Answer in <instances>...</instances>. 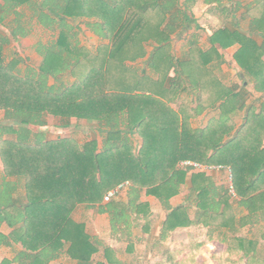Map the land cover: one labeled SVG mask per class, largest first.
I'll use <instances>...</instances> for the list:
<instances>
[{
    "label": "trees",
    "instance_id": "trees-1",
    "mask_svg": "<svg viewBox=\"0 0 264 264\" xmlns=\"http://www.w3.org/2000/svg\"><path fill=\"white\" fill-rule=\"evenodd\" d=\"M171 7L168 0H65L58 11L63 17L78 15L76 9L97 16L95 29L109 42L96 56L69 44L71 54L80 56L73 63L48 50L37 71H22L21 57L6 59L3 50L10 39L0 34V111L18 124L0 125L2 176L19 182L0 181V246H18L14 258L1 263L48 264L64 253L80 264H92L98 242L84 223L72 218V210L78 204L97 206L99 212L108 213L112 231L121 227L126 231L134 215L144 225L150 222V205L140 201L142 191L168 210L162 224L166 231L194 222L234 232L236 224L252 223L257 215L264 219V0L244 8L248 31L240 29L239 22L217 29L210 36V48L194 47L190 62H176L177 67L170 53V31L178 25L177 17L172 21L167 17ZM185 20L184 28L189 22L186 16ZM59 25L61 45L68 41V29L63 22ZM150 40L156 44L149 58L155 79L127 64L145 55V43ZM234 44L238 48L233 58L244 77L239 90L223 84L206 66L212 53L220 58L217 47ZM81 51L86 58L94 56L97 63L83 64ZM58 56L62 59L56 69ZM67 70L73 81L48 84L55 72ZM246 78L263 99L258 106L255 101L246 103ZM188 82L199 93L196 112L210 106L221 111L202 129L189 127L187 118H180L166 101L186 89ZM236 111H243L237 128L232 117ZM48 117L63 126L70 118L104 122L102 146L95 138L50 139L33 129L44 126ZM183 159L230 165L237 204L247 213L236 218L231 201L236 198L211 176L194 172L187 179L188 169L178 165ZM126 180L130 183L126 202L102 203L109 189ZM187 183L185 203L172 207L170 199ZM193 206L192 219L189 209ZM259 238L264 239V230ZM257 245L254 238L232 237L228 249L243 250L252 264H264Z\"/></svg>",
    "mask_w": 264,
    "mask_h": 264
},
{
    "label": "crops",
    "instance_id": "crops-1",
    "mask_svg": "<svg viewBox=\"0 0 264 264\" xmlns=\"http://www.w3.org/2000/svg\"><path fill=\"white\" fill-rule=\"evenodd\" d=\"M250 0H168L172 3V7L167 13V17L172 21L176 18L178 25L170 31V53L176 62H190V54L194 47L206 50L211 47L210 36L219 28L231 27L239 22V28L243 31H248L249 18H242L244 8L254 2ZM65 0H0V34L8 37L10 41L4 46V54L8 58L18 56L23 59L19 64L22 71L32 69L37 71L43 60L42 56L46 51L60 53L67 63H73L79 55L71 54L69 44L78 45L82 49H86L89 53L96 56L102 45L108 44L109 40L96 31L94 23L100 19L95 15H88L78 10V15H70L63 17L60 11ZM97 4V3H94ZM88 12L87 9H85ZM59 13L60 15H58ZM189 21L187 27L185 16ZM41 21L48 22L43 24ZM63 22L68 29L66 37L68 41H63V44H58L60 33L59 23ZM91 23V25L88 24ZM196 45V46H195ZM22 47V48H21ZM156 47L155 42L147 41L145 43V55L127 61V64L136 68L139 73L145 72L152 78H157L153 66L149 63L150 55ZM217 47V46H216ZM220 58H217L215 53H212L211 60L206 64L208 69L218 77L225 85L232 86L239 90L243 85V75L240 67L233 58L237 44L226 47L225 49L217 47ZM83 51V50H82ZM81 51V53H82ZM26 54V55H25ZM83 62L97 63V59L93 57L86 58L82 53ZM62 57H57V67L60 66ZM238 75V80L237 79ZM174 72L170 70L169 77H173ZM178 77V75L176 74ZM177 79V78H176ZM246 89L248 91L246 103L254 102L258 106L263 99L261 95L251 93L249 89L253 88V83L245 79ZM73 81L70 71L55 72L54 78H49V85H60V83H68ZM178 81V79H177ZM184 82V80H183ZM186 89L177 92L170 99L169 106L172 107L179 117L187 118L189 127L198 130L207 126L212 117L221 116V111L217 106H210L199 112V93L196 88L189 82L185 83ZM218 104V102H217ZM193 109V111L191 110ZM188 110V111H186ZM243 111H236L232 117H235V127L237 128L242 122ZM2 120L1 124L18 125L16 121H10L4 118V112L0 111ZM6 120V121H5ZM8 121V122H7ZM55 121V122H54ZM53 122V123H52ZM81 122V123H78ZM85 127V140L97 139L99 147L102 146L105 138L104 122L88 119L70 118L68 124L63 126L61 121L53 117H48L47 123L44 126L33 127L34 130L43 132L47 138L56 139L58 137H66L72 130L77 129L78 125ZM51 132L49 131V129ZM56 130V131H54ZM90 132L93 137L90 136ZM57 133V135H52ZM136 138V134L134 135ZM137 144V141L135 140ZM195 171L188 170L187 176L189 179L191 173ZM212 177L215 184L223 189L225 178L223 172L204 173ZM0 181L6 184L19 182L13 177L3 178L2 162L0 159ZM188 183L182 188L181 192L170 199V205L177 207L184 204L188 194ZM17 186V185H16ZM19 193L22 192L21 185L17 187ZM129 189V188H128ZM128 189L121 192L113 200L126 202L128 197ZM17 193V191H15ZM18 193V194H19ZM140 201H147L150 205L151 215L149 224L144 225V220L135 215L132 218V224L126 231L121 227L118 232L111 229L110 218L107 212H99L97 206L88 207L84 204H78L71 212L72 218L76 222L84 223L87 233L98 242V249L92 256V264H190L195 262V257H211L216 256L217 245H223L226 256V261L229 264H235V258L246 260L247 264H252L249 261V256H246L243 250L228 249L229 240L232 237H244L246 239H255L257 241L258 255L264 257L263 245L264 239H260L259 235L264 230V219L257 215L253 218L252 223H247L242 226L236 224L235 231L232 232L227 228H216L214 226H203L201 223H192L186 227H178L172 231H166L162 228L163 221L168 213V210L154 196L147 195L144 191L140 194ZM234 206L236 218H240L247 213L245 208L239 207L237 204L238 198L231 200ZM106 203V202H102ZM196 213V208L193 206L189 209V214L193 219ZM261 225V231L257 235L249 233V229L254 225ZM247 228V230H245ZM4 232L8 231L6 226H2ZM204 231L208 240L200 241V231ZM217 237V240L214 239ZM203 242V243H201ZM18 248V246H16ZM16 247L0 246V264L3 259H13ZM193 247V249L191 248ZM193 252V253H192ZM200 255L197 256L196 253ZM195 255V256H194ZM221 256V255H220ZM223 256V254H222ZM229 256V257H228ZM165 260V262H164ZM167 261V262H166ZM15 264V263H13ZM48 264H80L77 260L67 257L64 253L58 257H54ZM256 264H258L256 262ZM259 264H262L260 261Z\"/></svg>",
    "mask_w": 264,
    "mask_h": 264
},
{
    "label": "built area",
    "instance_id": "built-area-1",
    "mask_svg": "<svg viewBox=\"0 0 264 264\" xmlns=\"http://www.w3.org/2000/svg\"><path fill=\"white\" fill-rule=\"evenodd\" d=\"M179 167L188 169L195 172L201 173H213V172H223L225 178L226 190L232 198H236V192L232 184V169L228 164H211L202 163L192 159H183L178 163ZM130 186L129 181H123L113 188L109 189L103 196V201L108 202L113 198L117 197L121 192L128 189Z\"/></svg>",
    "mask_w": 264,
    "mask_h": 264
},
{
    "label": "rangeland",
    "instance_id": "rangeland-1",
    "mask_svg": "<svg viewBox=\"0 0 264 264\" xmlns=\"http://www.w3.org/2000/svg\"><path fill=\"white\" fill-rule=\"evenodd\" d=\"M250 1H253V0H250ZM22 48V47H21ZM8 55V52H7V54H6V56ZM26 55V54H25ZM235 80H238V75H237V79L235 78ZM249 91L251 92V93H254V94H256V95H258L259 93H257V92H255L254 90H252V88L251 89H249ZM2 117L3 116H0V121L2 120ZM6 121V120H5ZM8 122V121H7ZM55 122V121H54ZM53 123V122H52ZM78 123H81V122H78ZM6 124H8V123H6ZM82 124V123H81ZM78 125V127H77V129H75L74 131L72 130V132H70L69 134H68V136H70V137H72V138H74L76 141H78V142H81V140H85V134H84V132H83V130L85 131V127H82L81 128V126L82 125ZM51 130H53V129H51V127H50V129H49V131L51 132ZM54 131H56V130H54ZM52 135H57V133H53ZM90 136H92L93 137V134L90 132ZM224 184H225V182H224ZM261 225H263V224H260V225H257V224H254L250 229H249V233H252V235H257L262 229L260 228L261 227ZM263 228H264V226H263ZM245 230H247V228L245 229ZM199 235H200V241H203V242H206L207 240H208V238H207V235L205 234V232L204 231H200L199 232ZM214 239L215 240H217V237H214ZM203 242H201V243H203ZM261 244L263 245V247H264V241H262L261 242ZM192 249H193V247H191ZM215 249H216V256H214L213 258H211V257H201V256H198V255H200L198 252L196 253L197 254V256L198 257H195V259H194V261L195 262H193V263H190V264H229L227 261H226V256H224L226 253H225V251H223L224 250V246L223 245H217L216 247H215ZM263 250H264V248H263ZM193 253V252H192ZM222 254H223V256H222ZM221 255V256H220ZM195 256V255H194ZM229 257V256H228ZM235 260V264H247V262H246V260H244V259H238V258H235L234 259ZM164 262H165V260H164ZM167 262V261H166ZM169 264V263H168ZM184 264V263H183ZM259 264V263H258Z\"/></svg>",
    "mask_w": 264,
    "mask_h": 264
}]
</instances>
